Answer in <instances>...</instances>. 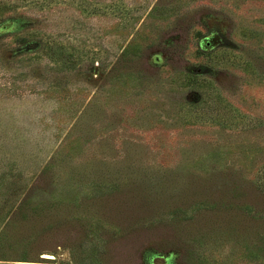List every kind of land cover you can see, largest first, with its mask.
Segmentation results:
<instances>
[{
  "label": "rangeland",
  "instance_id": "1",
  "mask_svg": "<svg viewBox=\"0 0 264 264\" xmlns=\"http://www.w3.org/2000/svg\"><path fill=\"white\" fill-rule=\"evenodd\" d=\"M0 264H264V0H0Z\"/></svg>",
  "mask_w": 264,
  "mask_h": 264
},
{
  "label": "trees",
  "instance_id": "2",
  "mask_svg": "<svg viewBox=\"0 0 264 264\" xmlns=\"http://www.w3.org/2000/svg\"><path fill=\"white\" fill-rule=\"evenodd\" d=\"M20 42H24V40L23 39H20Z\"/></svg>",
  "mask_w": 264,
  "mask_h": 264
}]
</instances>
